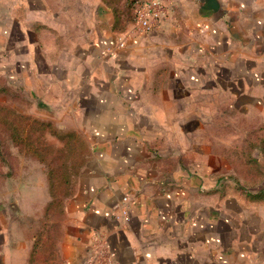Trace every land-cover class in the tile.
Returning a JSON list of instances; mask_svg holds the SVG:
<instances>
[{
	"label": "crops",
	"instance_id": "obj_1",
	"mask_svg": "<svg viewBox=\"0 0 264 264\" xmlns=\"http://www.w3.org/2000/svg\"><path fill=\"white\" fill-rule=\"evenodd\" d=\"M117 1L0 0L4 82L88 145L58 264H264V199L247 195L264 174L243 193L255 181L221 153L227 121H264V0H174L147 33ZM28 187L0 191V264H32Z\"/></svg>",
	"mask_w": 264,
	"mask_h": 264
},
{
	"label": "rangeland",
	"instance_id": "obj_2",
	"mask_svg": "<svg viewBox=\"0 0 264 264\" xmlns=\"http://www.w3.org/2000/svg\"><path fill=\"white\" fill-rule=\"evenodd\" d=\"M117 2L120 4L123 0ZM30 104L26 92L6 84L4 76L0 74V191L5 185L10 188L20 183L28 193V185L34 184L32 188L35 189L33 192L36 193V203L33 201L31 206L28 205V212L33 214L25 217V223L33 234L35 229V233L37 230L42 231L40 247L37 249L39 252L34 263L41 261L42 264H58L55 240L60 205L52 203L46 208L49 201L47 172L51 174L55 183L53 189L56 197L62 198L63 206L65 193L72 192L74 179L82 166L80 163L87 157L88 145L79 135L60 138L48 130H40L38 124L32 122V118L37 117L34 116V109L30 108ZM245 122L238 118L227 121L229 132L232 133L222 140L236 151L221 152L224 161L229 157L228 165L234 172H228L229 175H234L236 179H248L251 176L250 180L255 181L253 184H244L237 179L236 186L243 189V193L250 185L258 187L264 174V121L250 125ZM14 197L12 195L11 199ZM29 200L28 198L26 202Z\"/></svg>",
	"mask_w": 264,
	"mask_h": 264
},
{
	"label": "built area",
	"instance_id": "obj_3",
	"mask_svg": "<svg viewBox=\"0 0 264 264\" xmlns=\"http://www.w3.org/2000/svg\"><path fill=\"white\" fill-rule=\"evenodd\" d=\"M173 2L174 0H135L132 7L134 28L145 33L153 31L167 16ZM125 43V36H120L117 45L123 47ZM123 199H126V196H123ZM101 256L107 261L110 256L108 249L107 253H102Z\"/></svg>",
	"mask_w": 264,
	"mask_h": 264
},
{
	"label": "trees",
	"instance_id": "obj_4",
	"mask_svg": "<svg viewBox=\"0 0 264 264\" xmlns=\"http://www.w3.org/2000/svg\"><path fill=\"white\" fill-rule=\"evenodd\" d=\"M134 1L135 0H128L127 1L128 6H130V8L133 7ZM32 122L33 123L36 122L38 124V128L39 129L41 128L40 130H42V129H43V131L48 130V131H50V133H52V134H54V135H56L57 137H60V138L61 137H65V136L70 137L71 135L77 136V134L73 130L58 128L50 120H44V119H39V118H37V119L32 118ZM45 125L48 126V127H46ZM25 144L28 146L27 142ZM34 150L36 151L37 149H35V147H34ZM87 152H88V150H87ZM39 161H41V160L39 159ZM84 161L85 160L83 159V161L80 163V165H82L84 163ZM54 185H55V183L52 181L51 174L48 171L47 172V188H48V192H49V194L51 196V199L48 201V203L46 205V208H48V206L50 204L54 203L56 206L60 205V211H61L62 210L61 209V206H62V198H57L56 197V193H55V191L53 189L54 188ZM68 193L69 192L65 193V195L67 196ZM247 195L251 199H258V200L264 199V188L259 189L257 191H247ZM41 238H42V231L37 230L36 237L34 239L33 246H32V250H31V254H30V262H32V263L35 262L36 256H38L39 250H37V249L40 247L39 245H40V242H41ZM38 264H42L41 261H39Z\"/></svg>",
	"mask_w": 264,
	"mask_h": 264
}]
</instances>
